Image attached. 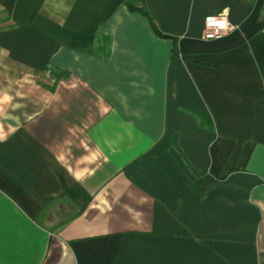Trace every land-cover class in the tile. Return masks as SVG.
<instances>
[{"label":"crops","instance_id":"crops-1","mask_svg":"<svg viewBox=\"0 0 264 264\" xmlns=\"http://www.w3.org/2000/svg\"><path fill=\"white\" fill-rule=\"evenodd\" d=\"M144 1L0 0V264H264V0Z\"/></svg>","mask_w":264,"mask_h":264},{"label":"built area","instance_id":"built-area-1","mask_svg":"<svg viewBox=\"0 0 264 264\" xmlns=\"http://www.w3.org/2000/svg\"><path fill=\"white\" fill-rule=\"evenodd\" d=\"M231 30L226 15L212 16L206 19L202 37L205 40H214L225 35Z\"/></svg>","mask_w":264,"mask_h":264},{"label":"trees","instance_id":"trees-1","mask_svg":"<svg viewBox=\"0 0 264 264\" xmlns=\"http://www.w3.org/2000/svg\"><path fill=\"white\" fill-rule=\"evenodd\" d=\"M129 8L132 11H139L141 12L143 15L151 18L149 11L147 10L146 6H145V1L144 0H132V2L129 3ZM154 29L155 31L161 35V33L159 32L158 28L154 25Z\"/></svg>","mask_w":264,"mask_h":264},{"label":"rangeland","instance_id":"rangeland-1","mask_svg":"<svg viewBox=\"0 0 264 264\" xmlns=\"http://www.w3.org/2000/svg\"><path fill=\"white\" fill-rule=\"evenodd\" d=\"M47 79H48V82L54 80V78H52L51 76L50 77H47Z\"/></svg>","mask_w":264,"mask_h":264}]
</instances>
